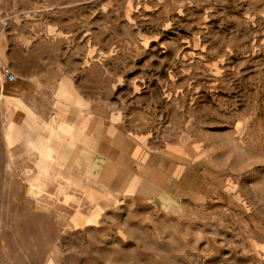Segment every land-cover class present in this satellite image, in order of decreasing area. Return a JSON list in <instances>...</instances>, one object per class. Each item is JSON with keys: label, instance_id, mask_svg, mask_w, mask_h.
I'll return each instance as SVG.
<instances>
[{"label": "rangeland", "instance_id": "rangeland-1", "mask_svg": "<svg viewBox=\"0 0 264 264\" xmlns=\"http://www.w3.org/2000/svg\"><path fill=\"white\" fill-rule=\"evenodd\" d=\"M0 34L20 72L58 67L134 133L227 174L210 206L111 195L64 163L71 135L2 92L0 264H264V0H0Z\"/></svg>", "mask_w": 264, "mask_h": 264}, {"label": "crops", "instance_id": "crops-1", "mask_svg": "<svg viewBox=\"0 0 264 264\" xmlns=\"http://www.w3.org/2000/svg\"><path fill=\"white\" fill-rule=\"evenodd\" d=\"M11 61L10 44L0 34V82L5 102L18 105L16 111L33 115L39 123L53 122L57 130L66 131L58 132L68 143L73 138L64 163L89 175L107 193L144 201L165 196L180 210L222 200L227 174L213 166L197 145L157 144L86 100L62 69L42 66L28 75ZM4 68L15 75L14 82L4 81Z\"/></svg>", "mask_w": 264, "mask_h": 264}, {"label": "bare ground", "instance_id": "bare-ground-1", "mask_svg": "<svg viewBox=\"0 0 264 264\" xmlns=\"http://www.w3.org/2000/svg\"><path fill=\"white\" fill-rule=\"evenodd\" d=\"M0 97H1V95H0ZM11 130H12V129H11ZM8 131H9V130H8ZM5 134H6V133H5ZM11 135H12V134H11ZM10 137H11V136H9L8 133H7V135H6V140H7V142H8V141L10 142ZM16 138H17V137H16ZM11 141H12V140H11ZM33 143H34V144H33ZM32 144H33L32 147H33L34 149H36L37 151H41L45 145H48L50 151L55 152V151H53V148H51V146H50V140H49V139L44 138L43 140H37V142H32ZM10 146H11V143H9L8 148H10ZM49 167H50V166H49ZM41 191H42V190H41Z\"/></svg>", "mask_w": 264, "mask_h": 264}, {"label": "built area", "instance_id": "built-area-1", "mask_svg": "<svg viewBox=\"0 0 264 264\" xmlns=\"http://www.w3.org/2000/svg\"><path fill=\"white\" fill-rule=\"evenodd\" d=\"M2 75L4 81L7 83H12L15 81V75L8 68H4L2 70ZM3 85L4 84L0 82V94L3 92Z\"/></svg>", "mask_w": 264, "mask_h": 264}]
</instances>
